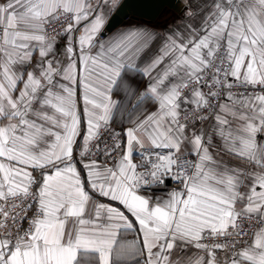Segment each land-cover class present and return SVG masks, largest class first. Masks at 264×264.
Wrapping results in <instances>:
<instances>
[{
	"label": "snow or ice",
	"instance_id": "snow-or-ice-1",
	"mask_svg": "<svg viewBox=\"0 0 264 264\" xmlns=\"http://www.w3.org/2000/svg\"><path fill=\"white\" fill-rule=\"evenodd\" d=\"M164 4L0 0V264H264V0Z\"/></svg>",
	"mask_w": 264,
	"mask_h": 264
},
{
	"label": "water",
	"instance_id": "water-1",
	"mask_svg": "<svg viewBox=\"0 0 264 264\" xmlns=\"http://www.w3.org/2000/svg\"><path fill=\"white\" fill-rule=\"evenodd\" d=\"M178 2H179V0H165L164 7L160 10L159 15L156 16V19L154 21L159 19L164 13H167L168 11H174V10L176 11V9L170 5L178 3ZM119 19H120V17H117V21H119ZM154 21H152V22H154ZM119 26L120 25L117 23V27H119ZM114 29H116V28H114Z\"/></svg>",
	"mask_w": 264,
	"mask_h": 264
},
{
	"label": "crops",
	"instance_id": "crops-1",
	"mask_svg": "<svg viewBox=\"0 0 264 264\" xmlns=\"http://www.w3.org/2000/svg\"><path fill=\"white\" fill-rule=\"evenodd\" d=\"M179 13L177 11H170L167 16H164L163 18H159L157 19L156 21H154L153 23H161L165 20H170L174 15H178ZM115 30V29H114ZM113 30V31H114ZM157 194H160V193H157Z\"/></svg>",
	"mask_w": 264,
	"mask_h": 264
},
{
	"label": "rangeland",
	"instance_id": "rangeland-1",
	"mask_svg": "<svg viewBox=\"0 0 264 264\" xmlns=\"http://www.w3.org/2000/svg\"><path fill=\"white\" fill-rule=\"evenodd\" d=\"M168 13H164L160 18H163L164 16H167ZM116 30V29H115ZM114 30V31H115Z\"/></svg>",
	"mask_w": 264,
	"mask_h": 264
},
{
	"label": "flooded vegetation",
	"instance_id": "flooded-vegetation-1",
	"mask_svg": "<svg viewBox=\"0 0 264 264\" xmlns=\"http://www.w3.org/2000/svg\"><path fill=\"white\" fill-rule=\"evenodd\" d=\"M170 11H168L167 13H169Z\"/></svg>",
	"mask_w": 264,
	"mask_h": 264
}]
</instances>
